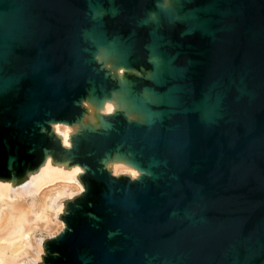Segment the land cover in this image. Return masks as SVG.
<instances>
[{
	"label": "water",
	"instance_id": "water-1",
	"mask_svg": "<svg viewBox=\"0 0 264 264\" xmlns=\"http://www.w3.org/2000/svg\"><path fill=\"white\" fill-rule=\"evenodd\" d=\"M115 92L139 118L76 135L86 192L49 263L264 264V0H0L6 168ZM115 156L141 175H113Z\"/></svg>",
	"mask_w": 264,
	"mask_h": 264
},
{
	"label": "bare ground",
	"instance_id": "bare-ground-1",
	"mask_svg": "<svg viewBox=\"0 0 264 264\" xmlns=\"http://www.w3.org/2000/svg\"><path fill=\"white\" fill-rule=\"evenodd\" d=\"M111 73L124 81L128 73H139L124 66H114L105 52L98 56ZM85 114L82 120L51 122V134L60 150L40 152L36 160L23 164L13 162L5 167L0 153V264H50L46 256L48 243L66 228L64 217L77 195L83 191L82 182L86 167L68 152L74 147L76 135L89 125L98 128L104 115L125 110L129 118H139L131 112L120 92L98 104L91 99L83 101ZM18 164V165H16ZM105 166L115 176L124 174L136 179L141 171L117 156L109 158ZM59 199V204L57 200ZM45 236L41 242L39 238Z\"/></svg>",
	"mask_w": 264,
	"mask_h": 264
},
{
	"label": "rangeland",
	"instance_id": "rangeland-1",
	"mask_svg": "<svg viewBox=\"0 0 264 264\" xmlns=\"http://www.w3.org/2000/svg\"><path fill=\"white\" fill-rule=\"evenodd\" d=\"M82 182H83V185H84V189H83L82 192L79 193V195H77V198H82V197L84 196L85 192H86V185H85L86 183H85V181H84L83 179H82ZM59 202H61V201H59V199H58V200H57V203L59 204ZM65 223H66V221H65ZM66 226H67V225H66ZM64 230H65V229H64ZM64 230H63V231H64ZM63 231H62V232H63ZM62 232H61V233H62ZM61 233H60V234H61ZM45 236H49V234H43V235L39 238V242H41V240H42ZM52 239H54V238H52ZM52 239H51V240H52Z\"/></svg>",
	"mask_w": 264,
	"mask_h": 264
}]
</instances>
